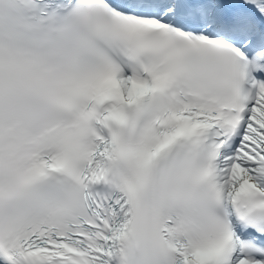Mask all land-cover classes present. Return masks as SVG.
<instances>
[{"label": "snow or ice", "instance_id": "snow-or-ice-1", "mask_svg": "<svg viewBox=\"0 0 264 264\" xmlns=\"http://www.w3.org/2000/svg\"><path fill=\"white\" fill-rule=\"evenodd\" d=\"M0 264H264V0H0Z\"/></svg>", "mask_w": 264, "mask_h": 264}]
</instances>
